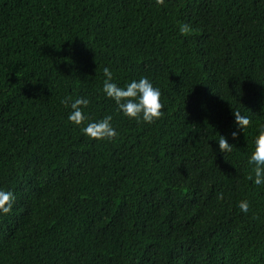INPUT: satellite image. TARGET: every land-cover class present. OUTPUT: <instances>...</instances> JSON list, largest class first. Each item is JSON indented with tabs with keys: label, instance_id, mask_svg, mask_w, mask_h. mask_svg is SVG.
Instances as JSON below:
<instances>
[{
	"label": "trees",
	"instance_id": "trees-1",
	"mask_svg": "<svg viewBox=\"0 0 264 264\" xmlns=\"http://www.w3.org/2000/svg\"><path fill=\"white\" fill-rule=\"evenodd\" d=\"M105 67L148 77L163 115H122ZM108 114L116 136L81 132ZM261 123L264 0H0V264H264Z\"/></svg>",
	"mask_w": 264,
	"mask_h": 264
},
{
	"label": "clouds",
	"instance_id": "clouds-1",
	"mask_svg": "<svg viewBox=\"0 0 264 264\" xmlns=\"http://www.w3.org/2000/svg\"><path fill=\"white\" fill-rule=\"evenodd\" d=\"M190 30L187 24L180 27V32L185 33ZM105 79L103 81V92L111 98L122 115L142 120L145 123H153L162 115L164 107L161 100V89L154 86L153 82L146 76H140L138 79H132L126 82L124 86H119L112 80V72L108 67L103 69ZM70 99V98H69ZM66 105L69 100L62 101ZM89 100L85 97H78L71 100V112L68 115V120L76 125H80L87 120V116L83 113L81 106H87ZM233 118L237 122V126L241 129L249 120L247 111H236ZM112 115L108 114L97 120H91L81 128V132L94 139H111L117 135L116 129L113 127ZM231 134H236V128L231 129ZM219 149L231 148L232 145L228 142L226 135L220 134L216 140ZM249 165L253 166L254 176L249 179L256 185H264V123L258 126V132L253 139V148L248 157ZM14 199V194L9 190L0 189V212H8L11 208V201ZM240 210L247 213L249 203L247 200H241L238 203Z\"/></svg>",
	"mask_w": 264,
	"mask_h": 264
}]
</instances>
